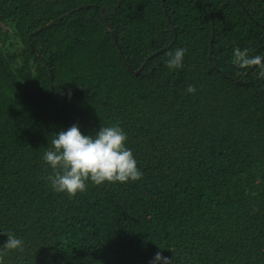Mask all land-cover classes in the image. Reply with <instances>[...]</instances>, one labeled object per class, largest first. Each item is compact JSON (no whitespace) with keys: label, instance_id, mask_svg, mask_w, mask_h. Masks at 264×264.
<instances>
[{"label":"trees","instance_id":"16d2710c","mask_svg":"<svg viewBox=\"0 0 264 264\" xmlns=\"http://www.w3.org/2000/svg\"><path fill=\"white\" fill-rule=\"evenodd\" d=\"M235 47L264 55V0H0V264H264V79ZM74 124H118L143 178L53 191Z\"/></svg>","mask_w":264,"mask_h":264},{"label":"clouds","instance_id":"9594fccd","mask_svg":"<svg viewBox=\"0 0 264 264\" xmlns=\"http://www.w3.org/2000/svg\"><path fill=\"white\" fill-rule=\"evenodd\" d=\"M185 48H176L166 53L165 65L169 69L183 68ZM247 47L233 49V64L239 69H255L258 78L264 79V55H252ZM196 88L189 85L186 93L196 94ZM127 133L118 125L101 126L94 135L82 134L79 125H72L67 131L55 133L43 154V161L51 168L46 177L53 191L66 193L73 198L86 190L90 180L95 185L105 182H128L143 178L137 161L126 146ZM260 183L259 179L256 181ZM255 195V193H253ZM3 249L23 251V240L7 234ZM152 264H173L169 257L157 252Z\"/></svg>","mask_w":264,"mask_h":264},{"label":"water","instance_id":"95a60500","mask_svg":"<svg viewBox=\"0 0 264 264\" xmlns=\"http://www.w3.org/2000/svg\"><path fill=\"white\" fill-rule=\"evenodd\" d=\"M213 38H214V34H213V37H212V42H213ZM119 50L121 51V48H119ZM140 70H141V69H139V70L137 71V73H139Z\"/></svg>","mask_w":264,"mask_h":264}]
</instances>
